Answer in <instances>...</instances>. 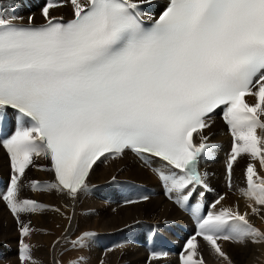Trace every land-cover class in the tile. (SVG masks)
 Listing matches in <instances>:
<instances>
[{
    "label": "snow or ice",
    "instance_id": "obj_1",
    "mask_svg": "<svg viewBox=\"0 0 264 264\" xmlns=\"http://www.w3.org/2000/svg\"><path fill=\"white\" fill-rule=\"evenodd\" d=\"M147 2L68 0L71 18L64 22L50 15L63 5L49 0L39 25L32 17L17 24L14 14L0 15V116L8 109L16 113L15 131L3 141L13 174L0 197L21 237L27 236L21 214L46 207L17 197L34 156L50 160L47 170L56 182L34 180L32 188L74 199L87 190L86 177L101 158L130 150L145 163L163 162L156 172L165 194L177 193L175 203L187 208L196 186L210 190L197 165L212 147L203 130L222 109L232 137L229 188L237 158L259 162V170L247 163L246 187L239 189L250 212L222 208L201 215L194 206L195 235L184 244L180 264H205L197 237L232 264L217 241L264 244V231L248 219L264 212V0H167L146 22L140 6ZM19 258L22 264L30 260L23 242Z\"/></svg>",
    "mask_w": 264,
    "mask_h": 264
},
{
    "label": "rangeland",
    "instance_id": "obj_2",
    "mask_svg": "<svg viewBox=\"0 0 264 264\" xmlns=\"http://www.w3.org/2000/svg\"><path fill=\"white\" fill-rule=\"evenodd\" d=\"M22 17L26 18L27 15ZM2 117V128L5 135L4 139L0 141V144L3 145V141L10 137L12 128L7 126L8 123L4 120V116ZM132 161H136L135 163L138 164L136 159H132ZM9 164L10 160L7 150L4 147L2 149L0 148V192L5 191L3 183H9L13 174ZM128 170L130 171L129 165L116 162L113 159L112 161L108 160V162L96 168L95 177L91 180L87 190L84 191L81 204L73 212L75 216L73 230L66 236L57 232L59 225L58 228L57 226L41 227L33 220L32 214H21L23 223L30 228V233L27 236L21 237L20 225L17 223L16 217L12 215L10 209L0 197V264H22L19 258L20 249H18L21 246V242L29 246L30 260L24 262V264H180V255L186 251L185 249L180 253L169 252L166 258H150V254L145 252L143 248V234L140 232L141 228L139 224L143 228L145 226L155 225L163 229V227L171 224V220L174 219L173 216L176 212L181 216L183 215L175 207L171 208L172 206H170L164 195L156 193L158 186H152L154 191L150 195L149 192H144L141 188V185H144V183L132 181L133 173L125 174ZM143 173L142 178L139 176L137 178L158 183L157 178L151 177L152 175L150 173H147V171L144 172V170ZM117 179L121 180V182H129L130 186L135 189V195L141 193L140 197L143 196L142 200L135 199L131 202L125 200L127 198L121 194H124L126 190L121 188L120 181H117ZM32 181H34V176L31 171V166H29L20 178V188L17 193L18 199L32 200L33 193L27 189V187H31ZM138 189L140 192H138ZM117 191L119 194L115 195V197L114 194ZM144 197H147V199H144ZM166 203L168 204L166 205ZM170 213H174V215H170ZM134 222L138 224L130 226L132 223L136 224ZM187 224L189 223L187 222ZM51 228H55L57 234ZM181 228L182 226L178 227V229ZM185 229V233L182 232L185 235H181L182 237L176 236L175 232H167L168 234L175 235V237H172L174 243L173 251H177L183 245L186 236L192 232L190 227H185ZM47 230H51L49 234ZM157 230L158 233L163 234L159 231L161 230L160 228ZM189 230L190 232H188ZM85 233H91L92 235L85 238L82 244H74V241H77L79 237H83ZM148 233H151V231L148 229L145 230V235ZM53 234L56 235L55 238H49ZM154 238L155 236H153V240ZM181 240L183 241L181 242ZM196 240L198 246L201 245V247L206 248L207 242L198 238ZM217 243L219 244V241ZM199 253L203 256L205 264H216L215 259L218 264L223 261L222 258L216 256L205 257L201 252Z\"/></svg>",
    "mask_w": 264,
    "mask_h": 264
},
{
    "label": "bare ground",
    "instance_id": "obj_3",
    "mask_svg": "<svg viewBox=\"0 0 264 264\" xmlns=\"http://www.w3.org/2000/svg\"><path fill=\"white\" fill-rule=\"evenodd\" d=\"M48 2H49V0H6V1H0V15L11 16L12 14H14L15 17L19 18V19H16L15 21H24V22H29V17H32V22L41 23L44 21V17L42 15V8ZM56 2L62 4L63 6H60V7L54 8V9H50V15L52 17L53 16H62L65 18L71 17V6L68 3V0H56ZM160 2H161V0H150V2L142 3L140 6V10L145 14H151L161 6ZM24 15H27V17L23 18L22 16H24ZM245 99L250 104L255 103V98L252 96H248ZM2 116H4V120L8 123L7 126H10L12 128V132L10 134V136H11L14 133L15 127H16V113L14 111H11V110H6V112ZM2 119H3V117L1 118V116H0L1 123H2ZM203 134L208 137L207 143L212 145V147L208 150V154L200 159V161L197 165V169L202 174L204 181L208 185V188L210 190H209V192H203L199 188H197L192 195L193 201L200 200L203 197L205 199V207L207 208V214H208V212L220 211L222 208H232L234 210L238 209L241 213H243L245 211L250 212V210L247 209V202L240 196L239 189L246 187L244 173H245V169L247 167V163H249V162L253 163L259 170L258 160H250V158L246 155L237 158V161L233 165L232 181H231L232 187L229 188L228 180H227L226 164H227L228 156L231 152L232 137H231L230 132L228 131V127H227L226 123L223 120V110L222 109H219V110H217V112L212 114L211 124L208 128H205L203 130ZM193 135H194V140H195L196 144H199L201 142L200 137L196 133H194ZM0 141H2V140H0ZM112 159L115 160L116 162L125 163L126 165H129L130 171L129 170L126 171L125 174L133 173L132 181H136V182H139L142 184L144 183V185H141V188L144 192L145 191L149 192V195L151 194L152 191H154L152 186H158V183H156V182L146 180V179H141V178L144 174L143 173V170H144V172L147 171V173H150L152 175L151 177L157 178V181L160 180L158 175H157L156 169H162L163 168V162L159 161V159L157 160L155 158H150L149 162L145 163L144 161H140L134 155L124 153L123 156L109 157L106 160L104 158H101V161H98L97 164L93 166V169L90 171L88 177H86L85 182L87 184V187L90 186L91 180L94 179V177H95L96 168L99 165H101V164L103 165L104 163L108 162V160L112 161ZM132 159H136L138 161L137 162L138 164L135 163L136 161L133 162ZM30 166H31V171H32V174L34 176L35 181L39 182L40 184L55 183L51 171L47 170V169H50L48 166V161L43 156H39V157L34 156L33 157V164ZM141 170H142V172H140ZM163 170L167 171V169H163ZM137 173H138V175H137ZM261 174L264 175V171H261ZM137 176H139L141 178L138 179ZM144 176H146V175H144ZM148 176H150V175H148ZM117 181H120L121 188H124L126 190V192L124 194L123 193L121 194L127 198V199L124 198L125 200H127V201H134L135 199L142 200L143 196L140 197L141 193L138 195L137 194L135 195V193H134L135 189H133V187L130 186L129 182L127 183V182L123 181L124 182L123 183V182H121V180H118V179H117ZM155 181H156V179H155ZM112 182H114V181H112ZM3 185H4V189L6 191L8 182L3 183ZM147 185L151 186V187L148 188ZM134 188H135V186H134ZM156 188H155V190H156ZM27 189L31 193H33L32 194L33 195L32 200H35L37 203L46 206L42 211H39L37 213L32 214L33 220H35L41 227H46V226L55 227V226H57V228H58V225H59V228H58L59 230H57V232H60L63 236H66V235H68V233H71V231L73 230L74 219H75L73 212L81 204L84 191H79L78 194L76 195V197L73 199V198L69 197L66 194V192L61 193V192H58L56 190H34L32 188V186L30 188L27 187ZM185 191L183 194H185ZM138 192H140L139 189H138ZM201 192L204 193L203 196H200ZM156 193L164 195L166 200L169 202L170 206H172L171 208L174 207L171 204L172 202L169 198V195L174 196L176 198L177 193L174 192V193H171L169 195H166V194L160 192L159 186H158V191L156 190ZM113 194H114V192H113ZM118 194L119 193L117 191V192H115L114 196L118 195ZM220 196H223L224 199L220 202V204H215V201ZM112 198H114V197H112ZM118 200H120V199H118ZM121 201H123V200H121ZM164 204H165V201H164ZM167 204L168 203H166V205ZM157 205H159V204H157ZM122 206H123V202H122ZM158 210H160V209H158ZM126 212H128V211H126ZM154 214H156V213H154ZM171 214L174 215V213H170V215ZM180 214H182V213H180ZM173 217H174V219L171 220V224L168 225L167 227H163V229H162L163 231L175 232L176 236H181V235H185V234H182V232L185 233V231H184L185 227H190L192 229L190 224H187L188 221L185 219L184 215L181 216L176 212ZM173 217H171V218H173ZM159 218H161V217H159ZM165 218H166V216H165ZM248 219L250 220V222L255 227H257L261 231H264V212H262L261 215H251L250 214ZM152 220H154V219H152ZM134 223H136V222H134ZM139 223H142V222H139ZM137 224L138 223H136V224L132 223V224H130V226H135ZM139 226L141 228L140 230L144 229L143 227H141L140 224H139ZM179 226H182V228L178 229ZM51 229H54L53 232H55L57 234L55 228H51ZM186 229H189V228H186ZM162 230H159V231L162 232ZM49 231H51V230H49ZM49 231H48V234H49ZM140 232L142 234V231H140ZM188 232H190V230ZM55 236L56 235L53 234L49 238H55ZM202 242H204V241H202ZM204 243H202V244H204ZM219 245L221 246L222 250L229 256L232 264H264V244H253V243L249 242L246 245H240V244H237L235 242H230V241H219ZM202 249H203V251H202ZM198 251L201 252L205 257L206 256H214V257L216 256L207 243H206V248L205 247L203 248V246L201 247V245H200ZM77 252H79V251H77ZM220 261H221V259H220ZM215 263L218 264L216 262V259H215ZM220 264H227V262L222 261Z\"/></svg>",
    "mask_w": 264,
    "mask_h": 264
}]
</instances>
